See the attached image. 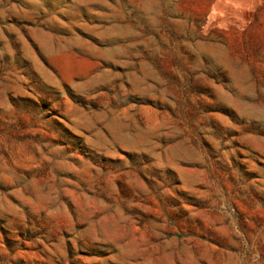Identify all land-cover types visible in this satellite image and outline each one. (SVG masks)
<instances>
[{
  "label": "rangeland",
  "instance_id": "obj_1",
  "mask_svg": "<svg viewBox=\"0 0 264 264\" xmlns=\"http://www.w3.org/2000/svg\"><path fill=\"white\" fill-rule=\"evenodd\" d=\"M0 264H264V0H0Z\"/></svg>",
  "mask_w": 264,
  "mask_h": 264
}]
</instances>
